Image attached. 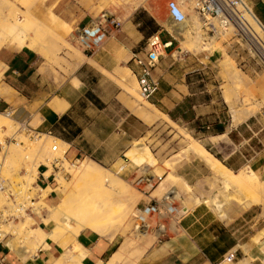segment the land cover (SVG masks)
<instances>
[{"label": "rangeland", "instance_id": "1", "mask_svg": "<svg viewBox=\"0 0 264 264\" xmlns=\"http://www.w3.org/2000/svg\"><path fill=\"white\" fill-rule=\"evenodd\" d=\"M26 1L0 0V15L8 14L10 9L17 11L21 15L26 13ZM170 1L175 2L188 18L193 19L199 27L197 30L199 38L195 40H192L195 35L190 24L185 30L186 34L181 36L183 42L176 35V49L173 52L174 57L172 55V58L178 62L177 64H182L186 55L196 58L199 55L205 54L209 57L205 63L208 64L211 71L207 70L206 74L201 73L200 78L196 74H191L187 82L192 84L193 91L194 89L204 91L205 102L212 99L215 102L213 106L221 104V102L225 104L226 112L229 114V118H226V125L227 130L231 131L230 134L223 138L211 139L210 142L212 144L210 145L207 143L209 141L206 136L203 137L202 134L192 133L189 126L175 124L180 128L181 132L178 133L173 129V125L165 121L148 124L138 119L126 109L124 101L126 99L124 89L133 90L136 85V93L139 95L136 78L133 74L135 70L133 71V63L130 61L131 56L124 53L123 48L116 45L114 40H112L113 47L108 52H110L109 54L115 60V68L109 72L110 78L107 76L103 78V85L99 86V83H94V85L89 86L88 94L91 96L92 94L93 96L95 95L100 101L95 99L96 101L93 102L90 98H88V101L83 100L82 103L77 105L75 116L79 128L72 127L70 130H58L50 136L59 140L65 139V141H69L70 151L66 154V158L70 164L77 165L76 161H92L100 169L109 170L113 178L122 182L126 191L124 200L129 205L125 224L128 227L127 232L130 235H135L134 226L136 221L134 216L137 214V210L148 205L150 202H160L169 189L168 185L165 190L158 188L161 180L156 177L157 173H163L164 177L172 174L184 180L191 187L192 193L197 197L219 196L224 200V196L229 195L231 200L223 204V219L218 218L209 206L202 205L209 209L217 220L223 223H229L238 214L250 210V213L243 216L244 221L237 222V225H240L237 235L243 237L242 242L246 244V247L244 246L240 249V252L236 253L235 257L242 260L241 264H263L264 236L258 242H254L253 239L256 237L258 231L264 228V119L260 116V108L264 101V68L248 54L243 42L239 41L232 34L208 33L202 28V20L192 10V6H189L187 3L179 5V1L182 2V0H145V6L139 7L128 17L123 15L122 7L114 8L111 5H104L96 0H51L53 2L50 5L51 11L56 9L65 19L70 17L73 21L74 25L71 28L73 30L72 36H66L65 41L55 42L52 45L49 40L51 34L49 30L50 34H46L44 38H39L38 46H35V49L32 51L41 59L42 69H46L54 80L53 82L59 86L60 84L67 83L73 75L74 69L69 63L73 60L76 53L84 55L86 59L90 56L87 53H83V49L79 46V43L74 41V34L80 17L83 16L88 18L91 23H96L97 21H103L101 19L102 15H108L109 19L119 24V28L114 32L117 38L118 34L120 35L119 30H123L126 33L132 30L130 20L136 12L141 18L140 29L146 27L147 30H151V24H148L146 21L149 18L164 28H170L169 26L171 25L166 13V4ZM172 27L177 31L179 26ZM121 34V37H123L124 34L122 32ZM115 37L113 36L114 39ZM211 38H215L213 45H209ZM260 38L264 41V35L260 36ZM145 43L141 46L143 50ZM194 45H197V47ZM179 48H186L189 51L178 54ZM1 50L9 49L2 48ZM118 68L129 69L132 73V76H126V80L121 83V86L113 78ZM177 69L178 76L186 67L179 66ZM235 72H237V80L234 78ZM152 101L151 99L144 102L152 103ZM126 102L133 104L129 98L126 99ZM247 108L251 109L248 116L244 118L237 117L236 121L231 123L233 113L235 114ZM9 126L10 131L11 129L14 130L10 132L8 129H5V131L0 129V140H3L5 137H11L16 132L18 125L15 122L11 121ZM37 136L35 132H29L20 133L14 137L20 146L25 147L26 144L23 141L34 140ZM186 136L203 145L209 153L233 173H244L248 172L249 169L255 173L263 183L261 192L254 196V199L258 200L257 205L243 209L242 203L250 199L251 196H242L240 193L238 195L233 190L223 193L222 183L214 178L200 161L183 154L182 151L187 145ZM58 137H61V139ZM137 141L142 142V145L151 153L153 159L156 161L155 167L150 170V172L155 173L151 181L139 167L125 158V153ZM26 154L27 150H22L21 156L15 158V164L12 165L10 171H7L8 168H2V176L14 184H23L24 182H21L18 176L24 173V155ZM6 156L7 151L4 159H6ZM60 160L57 159L58 165L54 164L55 168L52 169L53 172L51 174L54 175V179L55 173L62 172L60 170L61 164L59 165ZM61 175L66 183L71 182L69 176L63 173ZM51 183L53 186H50V188L53 191L57 186L56 181ZM24 184L27 185L26 183ZM174 186L179 196L175 199L171 198L168 201L170 203L169 208H173V212L167 213V219L163 218L150 221L149 223L146 222L145 229L147 228L149 235L155 236L153 243L159 235L165 232L167 234L171 233V231L174 232L180 215L195 208L188 190L179 182L174 183ZM28 187L31 188V186ZM50 194L51 197L49 196ZM34 195H36L35 192H32L31 197ZM40 200L41 207L44 208L45 205L56 206L59 198L56 193L49 192L46 199L42 198L41 194ZM5 206L6 204L0 196V210ZM162 212L164 213V211ZM39 215L45 216L46 209L44 208ZM251 215L254 217L253 222H250ZM38 216L32 218L36 223L34 227L46 229L47 227L38 225L41 222ZM25 219L24 217L22 220L4 226L2 228L3 232L11 234L15 229V225L20 226L22 222L24 223ZM158 225L163 226L165 231H158ZM51 227L52 225L48 226V229ZM118 236L121 238V241L124 240L121 234H118ZM22 241L23 234L17 238V242ZM223 241H228L227 236L225 240L223 238ZM223 264L231 263L224 262Z\"/></svg>", "mask_w": 264, "mask_h": 264}, {"label": "bare ground", "instance_id": "2", "mask_svg": "<svg viewBox=\"0 0 264 264\" xmlns=\"http://www.w3.org/2000/svg\"><path fill=\"white\" fill-rule=\"evenodd\" d=\"M96 1L104 5H111L114 8L122 7L125 17H128L139 7L145 6V0ZM52 3L51 0H27L25 2L26 13L21 15L17 13V11L10 9L8 14H1L0 49L6 48L12 51L21 49L34 50L35 46L39 44V38H44L46 34H50V31L49 40L52 45H54L55 42L65 41L66 36H72L73 30L71 28L72 25H74L73 21L70 17L65 19L56 9L51 11L50 5ZM183 3L192 6L193 0L179 1L180 6ZM101 17L109 18L108 15H102ZM245 19L255 33L259 36L264 35V30L255 20L248 16H245ZM80 20H82V17H80L79 21ZM169 24L172 26H179L176 35L182 42L183 38L181 36L186 34L185 30L189 24L195 35L192 40L199 38V33L197 32L199 27L193 19L187 18L183 23L178 25H173L169 21ZM214 43L215 38H211L209 45H213ZM194 46L197 47V45ZM185 51L187 52L189 50L186 48H179L178 54ZM84 62H89L103 76L110 78V74L107 71L93 64L92 61H89L80 53L74 55L69 65L75 70ZM236 74L237 72L234 73V78L237 80L238 77ZM127 75L132 76L129 69L118 68L113 78L117 84L121 86V83L126 80L125 78ZM70 84L72 88L77 90L80 89L81 85L77 79L73 78ZM136 89L137 87L135 85L133 90H123L125 98H129L133 102V104L127 103L126 99H124L126 109L145 123L151 124L165 121L173 125V129L176 132H181L180 128L162 114L152 103L144 102L140 95L136 93ZM49 107L54 112L61 114L67 110L68 104L63 100L55 98L49 103ZM250 112L251 109L247 108L235 114L233 113L231 123L236 121L237 117L244 118L248 116ZM11 121L12 120L6 119L0 115V129H3V131L8 129V131H10L9 124ZM37 124L36 121H33L29 127L33 129ZM13 130L14 129H11L10 132ZM36 134L38 136L34 140L23 141L26 144L25 147L20 146L19 142L10 145L8 147L9 151L7 150L8 157L6 156V159L3 160L2 168H8L7 171H10L12 165L15 164V158L21 156L22 150H27V154L24 155V173L18 176L21 182L32 187L37 179V169L40 165L48 168L45 174L47 178L53 172L51 166L53 163L57 162V159H61L59 162V165L61 164V173L69 176L71 182L66 183L61 173H55L54 182L56 181V188L51 191L52 189L48 186L42 191V198L44 197V199H46L49 192L56 193L59 198L56 206L52 207L45 205V216H38L43 225L47 227L46 229H48V226L52 225L49 230L45 231L40 227H34L36 223L33 219L25 217L24 223L22 222L20 226L15 225V229L11 234L4 233L6 238L10 237L7 239L5 238L3 244L10 252L17 253L23 261H25L27 258L35 256L39 249L47 248L46 240H51L58 243L63 248H66L67 245L74 243L76 237L82 232H91L110 241L118 236V234H121L124 240L111 258L109 264H118L123 260L124 264H134L152 245L155 236L149 235L145 227L135 230V235H130L127 232L128 227L125 224V220L128 215L127 208L129 205L126 203L127 201L124 200L126 191L122 182L113 178L109 170L100 169L98 165L92 161H76L77 165L70 164L66 158V154L70 151L69 144L50 135ZM223 137H225V135L219 138ZM185 140L187 145L182 151L183 154L200 161L213 177L222 183L223 193H226L228 190H233L238 193V195L251 196L250 199L243 200V209L257 205L258 200L254 199V196L261 192L263 183L255 173L250 169L248 172L244 173H233L216 157L209 153L203 145L197 143L189 136H186ZM125 158L139 167L141 171L149 177L150 181L153 180L155 173L150 172V170L155 167L156 161L153 159L151 153L142 145V142H135L132 148L125 153ZM156 177L161 180L158 185L160 190H165L167 185L169 187L165 196H170L169 198L172 199L177 198L179 193L174 183L179 182L188 190L194 207L200 205L209 206L218 218H224L223 204L231 200L229 195L224 196V200L219 196L197 197L192 193L191 187L179 177L172 174L164 177L163 173H157ZM21 234H23V241L17 242V238ZM263 236L264 228L258 231L253 241L258 242ZM82 256L83 251L79 247H74L73 251L65 250L64 254L52 264H62V260L67 258L79 260Z\"/></svg>", "mask_w": 264, "mask_h": 264}, {"label": "crops", "instance_id": "3", "mask_svg": "<svg viewBox=\"0 0 264 264\" xmlns=\"http://www.w3.org/2000/svg\"><path fill=\"white\" fill-rule=\"evenodd\" d=\"M243 1L250 7L254 17L264 29V0ZM146 21L151 24V30H147L146 27L140 29L141 18L137 12L134 13L130 20L132 27L130 32L119 30L120 35L118 34L117 38L114 33L115 39L112 36L105 43V47L103 46L87 59L109 73L115 68V60L108 52L113 47L112 40L131 57H142L143 43L150 36H158L163 44L170 46L163 51L153 72L159 86L156 94L151 98L152 104L174 124L189 126L192 133L206 136L210 145L211 139L229 135L231 131L227 130L226 125L229 114L226 112L225 104L221 102L213 106L215 102L212 99L205 102L204 91L197 89L193 91L192 84L187 82L191 74H196L200 78L201 73L206 74L207 70L211 71L205 63L209 57L205 54L196 58L186 55L182 64H177L178 62L172 58L177 43L176 30L172 25L169 26L170 28H164L151 18ZM77 23L76 30L91 24V21L82 16V20ZM120 31L124 34L123 37ZM0 65V114L5 110H11L14 113V121L26 122L29 126L36 121L38 124L31 129L35 133L52 135L58 130H70L72 127L77 129L79 128L75 119L77 105L83 100L88 101V98L93 102L96 101L95 99L100 101L95 95L88 94L89 86L94 83L103 85L105 76L88 62L78 66L69 81L59 86L53 82L49 72L42 69L41 59L32 50H1ZM178 65L186 69L177 76ZM132 68L134 71V64ZM73 78L79 81L80 89L71 87ZM55 98L68 104L67 110L61 114L49 107V103ZM181 116H184V120ZM61 140L69 144V141ZM37 172L39 176L44 174V166L40 165ZM51 182H48V186H53ZM49 196L51 197V194ZM248 213L250 210L238 214L229 223H223L217 220L205 206L200 205L188 210L180 215L175 231L159 235L134 264H223L229 254L234 253L236 256L240 249L246 247L242 242L243 237L237 235L240 228L237 222L244 221L243 216ZM253 220L254 217L251 215L250 222ZM38 225L44 226L41 222ZM226 236L228 241H223ZM120 239L116 236L110 241L91 232H82L76 237L75 242L67 245L66 248L46 240L47 248L39 249L35 256L25 261L17 253L0 247V264H52L64 254L65 250L73 251L74 247H79L83 251L82 258L79 260L67 258L62 260V264H109L122 243ZM241 263L242 260L236 257L231 262V264ZM118 264H124V260Z\"/></svg>", "mask_w": 264, "mask_h": 264}, {"label": "built area", "instance_id": "4", "mask_svg": "<svg viewBox=\"0 0 264 264\" xmlns=\"http://www.w3.org/2000/svg\"><path fill=\"white\" fill-rule=\"evenodd\" d=\"M192 10L202 20L203 29L208 33L232 34L245 44L248 54L264 68V41L251 29L245 16L252 18L258 24L259 22L254 17L250 7L243 0H193ZM166 13L168 20L173 25L181 24L188 18L173 1L166 4ZM101 19L103 21H97L76 30L74 41L79 43V46L83 49V53L89 55L96 53L119 28L118 22L106 17H101ZM259 26L263 29L260 24ZM169 46L170 44H163L158 36L153 35L145 43L143 56L131 57V61L135 67L134 76L138 86V93L144 101H149L158 90L159 83L154 78L153 72L163 55V51ZM260 110V116L264 119V101ZM13 114L11 110H5L0 114L18 125L16 132L11 137H5L3 140H0V196L6 204L0 210V247L4 249L7 247L3 244V240L6 237L2 228L15 221L22 220L24 217L34 218L39 213H42L44 210L40 204L42 191L48 187V182L54 181L53 174H50L47 178L45 177L48 171V168L45 166L44 174L37 176L31 188L24 183L14 184L2 176V163L5 153L10 145L16 143L14 136L20 133L34 132L26 122L14 121ZM56 163H53L51 167L55 168L54 164ZM32 192L36 194L33 197H31ZM169 197L164 196L160 202L153 201L138 209L137 214L134 216L136 221L134 231L145 227L146 222L149 223L150 221L163 218L167 219V215L173 212V208H169L170 203L168 201L171 199ZM157 229L158 231H165L163 226L158 225ZM234 259L235 254L232 253L224 261L231 263Z\"/></svg>", "mask_w": 264, "mask_h": 264}, {"label": "trees", "instance_id": "5", "mask_svg": "<svg viewBox=\"0 0 264 264\" xmlns=\"http://www.w3.org/2000/svg\"><path fill=\"white\" fill-rule=\"evenodd\" d=\"M149 24V23H148ZM169 116H170V118L172 119V120H174V118L172 117V115H170L169 114ZM182 118H183V120H184V116H181Z\"/></svg>", "mask_w": 264, "mask_h": 264}]
</instances>
